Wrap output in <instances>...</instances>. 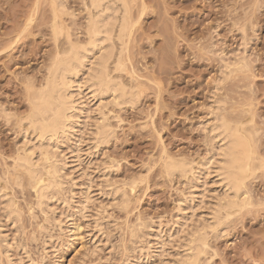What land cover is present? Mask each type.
I'll return each instance as SVG.
<instances>
[{
	"label": "rangeland",
	"instance_id": "obj_1",
	"mask_svg": "<svg viewBox=\"0 0 264 264\" xmlns=\"http://www.w3.org/2000/svg\"><path fill=\"white\" fill-rule=\"evenodd\" d=\"M56 1L0 0V264H176L223 191L202 173L188 199L191 184L164 173L165 162L196 168L211 157L205 126L220 107L256 135L264 160V0H125V67L113 76L135 90V106L115 107L110 96L96 104L111 131L95 144L101 116L82 99L79 125L59 147L64 184L42 214L15 163L30 97L66 50V36L86 41L87 1L59 0L62 35L54 37ZM241 58L242 69L231 64ZM246 186L249 208L208 235L201 264H264V169Z\"/></svg>",
	"mask_w": 264,
	"mask_h": 264
},
{
	"label": "bare ground",
	"instance_id": "obj_2",
	"mask_svg": "<svg viewBox=\"0 0 264 264\" xmlns=\"http://www.w3.org/2000/svg\"><path fill=\"white\" fill-rule=\"evenodd\" d=\"M86 1L87 15L84 23L86 41L83 44L73 43L69 39L70 37L66 36L67 41L64 40L66 43L68 42L66 50L63 48L65 51L62 54L56 53L49 67L45 70L46 77L43 85L34 93L32 90L30 115L27 117L26 128L22 130V136L25 138L24 146L22 149L20 148L22 154L17 156L15 162L16 167L24 170L25 175L28 176L36 197V206L42 214L47 213L45 210L47 200L60 193V186L64 184L59 186L61 176H63L61 174L63 173L61 172V161L58 158L59 147L63 141H69L75 126L79 125L84 110V100L82 101V99L104 107L105 96H110L112 99L110 102L115 107H123L133 104V98L137 97L134 95L135 90L133 92L124 83L122 84L118 79L119 76H113V73L123 72L125 67L124 62H122L123 51H126L124 50V38L128 37L127 34L130 30L125 0ZM51 9L53 34L54 37H58L62 35L61 24H59L63 11L61 1H56ZM243 60L244 58L242 61L238 59L231 64L242 69L244 67ZM97 105L96 110L101 116V120H97L99 117L96 119L95 130L93 129L94 132L91 133L94 136L95 144L104 142L109 136V131H111L110 125L104 120L102 112L100 113L101 109ZM217 105L218 110L219 105ZM220 110V115H218V111L214 113L215 119L213 118L214 120L212 119L210 124L208 122L209 126L207 124L205 126L208 128V130L206 129L208 131V144L214 153H209L211 157L195 163L196 168H194L193 163L185 160H170L164 164V173L168 176L179 174V176L186 177L191 184L190 194H187L188 199L194 195L192 189L195 188L192 183H198L199 177H203L202 173L208 177L215 175L212 178L213 185L215 181V184H218L223 191L220 196H217L219 198L216 197L215 203H212L213 208L211 206V215L208 213L210 216L208 221L205 222L206 219L202 227H197L193 232H190L191 234L189 233L190 235L188 234L185 245L183 244V252H181V257L176 264H201V257L206 254L208 248V235L219 232L218 229L224 220L226 221L231 215L238 213L251 203L250 192L246 183L250 178H253L256 171L264 169V160L259 157L256 147L257 142L254 138L256 135L249 132L243 124L227 119L222 114L221 107ZM211 114L213 113L211 112ZM114 194L117 195L118 192ZM118 197L120 198V196ZM192 198L195 199L194 196ZM121 199L123 200V197ZM8 203L10 201L7 202L6 206ZM8 207L12 210L11 204ZM81 208L79 211L83 210ZM10 210H8V215L11 216L12 211L10 212ZM161 225L159 223L160 227ZM144 227L146 226L144 225ZM159 231H155L157 232V239L161 237ZM135 235L137 236V234Z\"/></svg>",
	"mask_w": 264,
	"mask_h": 264
}]
</instances>
